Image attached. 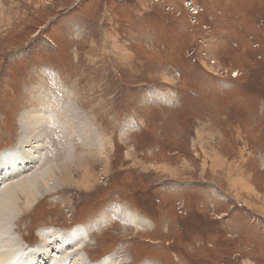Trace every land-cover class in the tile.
<instances>
[{"label":"rangeland","instance_id":"374dc122","mask_svg":"<svg viewBox=\"0 0 264 264\" xmlns=\"http://www.w3.org/2000/svg\"><path fill=\"white\" fill-rule=\"evenodd\" d=\"M3 153L80 182L0 225L10 263L264 264V0H0Z\"/></svg>","mask_w":264,"mask_h":264},{"label":"bare ground","instance_id":"6f19581e","mask_svg":"<svg viewBox=\"0 0 264 264\" xmlns=\"http://www.w3.org/2000/svg\"><path fill=\"white\" fill-rule=\"evenodd\" d=\"M128 54L129 53H126V54L122 53L121 54V56L123 57V60L131 58L130 55H128ZM209 68H211V67H209ZM163 77L166 78L165 76H163ZM42 118H44L43 114H42ZM23 119H24V117H23ZM23 121H24L23 122L24 124H22V125L26 126L25 132L23 134H26L25 139H27V141H28V142H26V145H31V144H34L35 142L39 141V138H37V136H40V132L43 131V129H44L43 123L40 124L41 120L36 117L33 120H31L30 122H28L26 118ZM53 122L55 124L54 126H56L57 123L55 121H53ZM59 129H61V128H59ZM61 132H62V130H61ZM41 135H42V133H41ZM24 143H25V141H24ZM10 154H12V156H10ZM41 155L42 154L37 155V156L40 157ZM13 156H14L13 153L0 154V184L5 183L6 185H8L7 186L8 188L4 187L6 185L3 186L6 189H4L2 194H0V205H2V206H0V225L5 224L6 226L9 227L10 222L12 223L13 221H16V219H14L16 217V214L18 215L20 213H23L24 210H26L29 207V205L32 203V201L34 199L36 200L37 194L39 195L44 190L49 189V186H50L49 184H51L52 188L56 187L57 185L68 186V187H71V186L80 187V186H78V184L80 182L74 181V180L71 182V178L69 176V173H70L69 165L70 164H68V163L70 162L71 158L69 160L65 161L63 166L60 164L61 167H60V165L53 166L52 168L50 167L51 169H49V171H47L46 173L44 172L46 175H44L43 172H41V173L34 174L36 176L31 175L32 176L31 177L30 174L26 175V176L22 175V174H24V172L27 168H31L33 165V164L30 165L29 163L27 164L24 162V159L28 158V157L23 156V155H19V156H16L17 159H16V157H14L15 158L14 159ZM38 159H40V158H38ZM213 161L215 162L214 164H216V166L219 165V160L213 159ZM8 162H11V163H8ZM4 163L9 164V165L3 166ZM20 169H24V171L23 172H17ZM213 169L214 168H212V170ZM55 170H57V171H55ZM20 176H21V178L19 179ZM14 177L19 179L18 182L20 181L19 183H21L20 184L21 187L17 186L14 189L10 188L14 184L13 182L17 181V179H15V180L11 179ZM28 177L29 178L31 177V178L29 179ZM239 178L240 177L238 176L235 180H232L233 182L231 180L229 182L230 191L232 192L233 196L237 199H241V196L239 195V193L241 191L246 192L249 196L253 192L252 189L249 187L248 182L245 183L244 181H242V183L240 184V186L236 190L235 186L240 183ZM242 178H244V177H242ZM51 182H53V184ZM28 183H29V186L27 187L25 184H28ZM23 185H24V188H22ZM43 187H45V188H43ZM0 189H1V187H0ZM9 191H12L13 194H11ZM22 195L24 196V201L21 204V203H19V199ZM255 196H256V194H255ZM256 198H258L260 200L262 199L260 195L256 196ZM241 200H242L241 202H243V204L250 205L251 207H253L252 204L249 203V201L243 200V199H241ZM263 206H261V207H263ZM258 208L259 207H256V209H258ZM261 211H262V209H261ZM48 234L50 235V233H48ZM67 236L69 239L70 237L73 236V234H69ZM1 241H5V237L0 238V242ZM64 241H67L66 238ZM72 243L73 242H71L70 244H72ZM70 244L68 243V245H70ZM62 245L64 246V244H62ZM17 246H18V244L16 245L14 239L5 244L4 249L2 251H0V264H16L17 263L16 262L17 256L20 254L19 247L16 249ZM35 248H37V247H35ZM60 248H62V246L59 247L58 249H60ZM21 250H24V249H21ZM82 251H84V249ZM56 253H59V250L56 251ZM56 253H54V254H56ZM84 253H85V251H84ZM15 254H17V256ZM44 254H46V255H44ZM13 255L16 256V258H15L16 263H13L12 261H11V263L9 262V260L11 259V257ZM59 255H62L61 252L59 253ZM52 256H51V250L42 248L41 252H39L38 250L34 249L33 251H30L29 256L26 257L28 259L26 261V264H58V260H57V263H55L56 257L54 259H52ZM61 257L63 259H67L68 257H70V255L68 253H66L65 255L58 257V259H60ZM79 257H81V256H79ZM84 258H85V262L87 264H90L89 263L90 259H89L88 255H86V257H84ZM107 260H108V258H107ZM22 263L25 264V262H22ZM74 263H75V261H74ZM101 264H103V263H101Z\"/></svg>","mask_w":264,"mask_h":264},{"label":"crops","instance_id":"0c3cea01","mask_svg":"<svg viewBox=\"0 0 264 264\" xmlns=\"http://www.w3.org/2000/svg\"><path fill=\"white\" fill-rule=\"evenodd\" d=\"M248 184H249V183H248ZM249 187H250V185H249ZM251 189H252V188H251ZM252 191H253L252 193H253V194H255V192H254V190H253V189H252ZM256 196H258V194H256ZM241 199H242V198H241Z\"/></svg>","mask_w":264,"mask_h":264},{"label":"built area","instance_id":"2783aa9c","mask_svg":"<svg viewBox=\"0 0 264 264\" xmlns=\"http://www.w3.org/2000/svg\"><path fill=\"white\" fill-rule=\"evenodd\" d=\"M217 76H219L220 78H224L225 76H220V75H217Z\"/></svg>","mask_w":264,"mask_h":264}]
</instances>
